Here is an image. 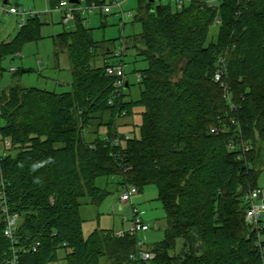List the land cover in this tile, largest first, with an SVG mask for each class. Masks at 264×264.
<instances>
[{
  "label": "trees",
  "instance_id": "16d2710c",
  "mask_svg": "<svg viewBox=\"0 0 264 264\" xmlns=\"http://www.w3.org/2000/svg\"><path fill=\"white\" fill-rule=\"evenodd\" d=\"M134 17L142 31L124 44L147 61L136 71L138 99L124 100L126 86L114 91L105 66L124 63L108 61L110 41H94L79 14L76 28L53 37L55 56L67 55L71 90L0 92L4 196L9 212L19 214L12 242L3 235L0 208V264L12 245L36 243L19 264H49L59 248L67 264H100L101 257L110 264H264L258 227L245 220V196L264 170V0H192L180 9L138 0ZM38 18L27 17L13 38L0 42V64L38 37ZM213 24L217 35L208 40ZM219 58L223 85L214 80ZM137 107L139 135L132 129L125 138L116 120ZM215 125L228 130L210 132ZM230 139L248 150H229ZM112 174L139 191L147 184L158 189L164 237L147 248L154 254L148 261L134 258L135 235L102 228L83 235L79 198L98 205L104 192L95 178Z\"/></svg>",
  "mask_w": 264,
  "mask_h": 264
},
{
  "label": "rangeland",
  "instance_id": "374dc122",
  "mask_svg": "<svg viewBox=\"0 0 264 264\" xmlns=\"http://www.w3.org/2000/svg\"><path fill=\"white\" fill-rule=\"evenodd\" d=\"M54 2L56 4L58 0H12V4L16 7L26 10L33 9L38 12V19L42 25L37 38L26 41L22 44L19 53L7 56L1 61L0 92L10 86H34L56 92L71 90L72 73L67 55L65 52H59L57 57L55 56L53 37L64 30L71 31L76 28L75 18L68 23H63L61 12L54 7ZM120 2V7L109 5L110 11L107 13L95 7L90 11L78 14L82 17L83 27L90 30L94 41L97 43L110 41L112 51L120 52V56L114 57L113 53L107 59L108 61L122 60L125 80L129 84L123 91L124 100H136L141 90L140 84L137 82L138 73L136 71L145 68L147 61L137 55L133 48H125L124 41L126 37L139 34L142 31L140 22L134 17L138 0H121ZM160 2L166 4L168 0H160ZM104 3L110 4V0H105ZM157 3L156 0L154 4ZM86 4L82 0L78 6L85 7ZM8 6L3 5V0H0V42L13 38L20 30V26L17 25V22H20V17L8 13ZM103 14L106 16L104 17ZM217 31L218 25H211L207 39H215ZM10 67L15 68L16 71H9ZM140 111L141 108L137 107L132 116L117 119L116 130L127 133L130 137L133 134L132 129H134V134L138 136ZM88 129H94L93 125H88ZM1 148L2 141L0 139ZM94 182L104 192V197L98 205L92 204L87 197L79 198L83 235L87 236L97 228L109 229L114 232L128 229L131 222V204L121 202L119 196L124 187H131L133 184L123 185L119 174L100 175L95 178ZM256 187L264 188V170L257 177ZM131 203L141 212V219L148 224L149 228L146 231L137 233L141 247L147 249L164 237L165 210L158 197L156 185L143 186L142 190H138L131 196ZM259 220V227L264 228V211L261 212ZM258 237L260 241H264V233H260ZM65 254V249L59 248L57 260L49 264H67ZM99 260L100 264H110L106 258L101 257Z\"/></svg>",
  "mask_w": 264,
  "mask_h": 264
},
{
  "label": "built area",
  "instance_id": "2783aa9c",
  "mask_svg": "<svg viewBox=\"0 0 264 264\" xmlns=\"http://www.w3.org/2000/svg\"><path fill=\"white\" fill-rule=\"evenodd\" d=\"M82 0H79L78 3H70L68 0H61L59 1L58 5L55 7L61 12V17H62V22L63 23H68L71 19H74L76 14L79 12L83 11H90L91 9L98 7L100 11L107 13L110 11L109 5H116L120 7L121 5V0H110V4H96V3H90L86 4L85 7H80L78 6L79 3ZM156 0H153V3H155ZM158 3H160V0H157ZM170 3H172L176 8L180 9L182 6L187 3L191 2L192 0H168ZM218 0H206V2L209 5H212L214 2H217ZM7 12L10 14H15L20 17V25H22L27 17H33L36 15H39L38 12H35L33 9H22L20 7L16 6H8ZM218 22V20H216ZM120 51V50H119ZM115 56L120 55V52H114ZM218 67L217 70L214 73V80L217 82H221L223 85V77L225 75V63H224V58H219L218 59ZM9 70L11 71H16L15 68L11 67ZM105 73L107 75L113 76L114 77V91L119 93L122 88L126 86V80H125V72H124V67L123 64L118 61L116 64H110L105 66ZM234 120L231 119V122ZM0 125H1V119H0ZM210 132L212 133H218V132H225L228 130L227 126L221 125V126H211L210 127ZM120 132V131H118ZM129 135L126 133L125 138H128ZM115 143H121V140L116 137L114 140ZM4 144L6 146L9 145V141L4 140ZM227 147L229 150L236 149V147L240 148L242 154L248 150V146L245 145L244 143H238L237 141L230 139L227 142ZM7 152L3 150L2 148L0 149V160L3 155H5ZM128 183H124L123 185H127ZM138 188L133 185L131 187H124L122 189V193L119 196V199L121 202L124 203H130L131 204V222L130 226L128 229L124 231H118L116 234L122 235L123 233H128L130 235H135L137 238V233L139 231H146L149 227L148 224L145 223L141 219V212L131 203V196L135 193H137ZM248 205L245 211V220L246 222L250 224H254L255 227H258V236L261 233V229L259 227V217L262 211H264V188H254L251 189L247 192L245 196ZM0 208L1 211L4 213V228H3V235L8 238L10 241H14V233L18 225V220H19V214L16 212H9L7 203L5 201V196H4V181L2 178L1 170H0ZM257 243H260L259 237H257ZM37 243L30 246L28 248L27 246L21 245V246H11L9 249V257L6 259V264H19V256L20 254H24L28 251H35L37 248ZM153 252L149 251L148 249H143L141 247V242L137 238V251L136 254L134 255V258H136L138 261H148L153 257Z\"/></svg>",
  "mask_w": 264,
  "mask_h": 264
},
{
  "label": "water",
  "instance_id": "95a60500",
  "mask_svg": "<svg viewBox=\"0 0 264 264\" xmlns=\"http://www.w3.org/2000/svg\"><path fill=\"white\" fill-rule=\"evenodd\" d=\"M70 3H78L79 0H68ZM150 2H153V0H149ZM3 5L8 6L9 1H3ZM127 85V84H126Z\"/></svg>",
  "mask_w": 264,
  "mask_h": 264
},
{
  "label": "crops",
  "instance_id": "0c3cea01",
  "mask_svg": "<svg viewBox=\"0 0 264 264\" xmlns=\"http://www.w3.org/2000/svg\"><path fill=\"white\" fill-rule=\"evenodd\" d=\"M3 1H9V5L15 6L14 4H12V0H3ZM17 25H18V26H21L19 21L17 22ZM8 40H10V39H8ZM8 40H5V41H8ZM1 42H2V41H1ZM10 68H11V67H10ZM10 68H9V69H10ZM9 69H8V70H9ZM9 71H11V70H9ZM126 87H128V86L126 85ZM123 118H124V117H123ZM123 123H124V122H123ZM120 132H121V131H120ZM118 231H119V230H118ZM116 232H117V231H116Z\"/></svg>",
  "mask_w": 264,
  "mask_h": 264
}]
</instances>
